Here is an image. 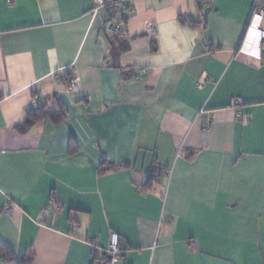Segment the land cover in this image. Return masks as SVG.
Segmentation results:
<instances>
[{
	"label": "crops",
	"instance_id": "crops-1",
	"mask_svg": "<svg viewBox=\"0 0 264 264\" xmlns=\"http://www.w3.org/2000/svg\"><path fill=\"white\" fill-rule=\"evenodd\" d=\"M102 1L0 0V242L30 264H93L111 233L114 264H264L254 0ZM56 96L61 120L16 129Z\"/></svg>",
	"mask_w": 264,
	"mask_h": 264
},
{
	"label": "trees",
	"instance_id": "trees-1",
	"mask_svg": "<svg viewBox=\"0 0 264 264\" xmlns=\"http://www.w3.org/2000/svg\"><path fill=\"white\" fill-rule=\"evenodd\" d=\"M65 113H66V109H65L64 103L61 101L59 97L56 96L54 100V106H53V109H51V111L47 110L45 106L28 107L26 111L25 122L18 125L16 129L20 132L25 133L29 131L30 128L34 124L44 119L45 117L51 115V116H55L56 120H61L65 116ZM74 148H75V145H72L71 143V147H70L71 152H74L73 151ZM115 167L116 166L113 163L111 162L109 163L105 160H102L100 163V172H105ZM154 172L155 171L153 170L149 174L147 182L145 183V187L147 188L151 187L152 181L155 180V176L153 175ZM125 251H126V248H125ZM33 258H34V253L32 250L24 254L17 255L8 246L0 242V259L3 260L5 264H30ZM108 259H109L108 255L104 252V254H102L101 260H103L104 262H107Z\"/></svg>",
	"mask_w": 264,
	"mask_h": 264
},
{
	"label": "built area",
	"instance_id": "built-area-1",
	"mask_svg": "<svg viewBox=\"0 0 264 264\" xmlns=\"http://www.w3.org/2000/svg\"><path fill=\"white\" fill-rule=\"evenodd\" d=\"M99 3H103L102 0H99ZM264 21V0H254L252 15L249 21V26L253 27L256 31H258V46L259 52H264V30H261L260 26ZM156 27V22L154 20L149 21L145 25V30L148 33H154ZM118 26L116 29L118 30ZM69 85L72 88L76 89V77L68 78ZM233 105L239 106V100H235ZM204 108L201 109V111ZM208 128V126H206ZM90 243L92 241H89ZM105 253L108 255L109 259L107 262L101 260V256L97 257V253L94 254V262L93 264H114L118 260L122 259L125 253V246L122 244L120 237L116 233H111L108 244L105 248Z\"/></svg>",
	"mask_w": 264,
	"mask_h": 264
},
{
	"label": "rangeland",
	"instance_id": "rangeland-1",
	"mask_svg": "<svg viewBox=\"0 0 264 264\" xmlns=\"http://www.w3.org/2000/svg\"><path fill=\"white\" fill-rule=\"evenodd\" d=\"M260 28H261V30H264V21L262 22Z\"/></svg>",
	"mask_w": 264,
	"mask_h": 264
}]
</instances>
